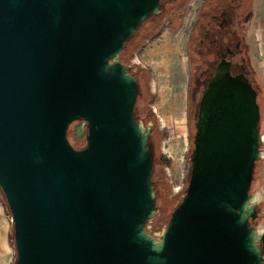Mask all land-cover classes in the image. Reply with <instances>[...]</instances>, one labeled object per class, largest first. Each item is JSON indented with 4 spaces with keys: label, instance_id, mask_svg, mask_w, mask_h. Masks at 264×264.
Instances as JSON below:
<instances>
[{
    "label": "water",
    "instance_id": "1",
    "mask_svg": "<svg viewBox=\"0 0 264 264\" xmlns=\"http://www.w3.org/2000/svg\"><path fill=\"white\" fill-rule=\"evenodd\" d=\"M161 0H0V191L14 264H264L257 91L226 72L195 120L185 193L157 212L152 122L134 119L125 43ZM86 126L74 148L70 123Z\"/></svg>",
    "mask_w": 264,
    "mask_h": 264
},
{
    "label": "rangeland",
    "instance_id": "2",
    "mask_svg": "<svg viewBox=\"0 0 264 264\" xmlns=\"http://www.w3.org/2000/svg\"><path fill=\"white\" fill-rule=\"evenodd\" d=\"M201 1L163 0L161 12L139 26L124 52L125 64L130 65L132 71L139 72L138 113L143 120L149 119L148 122H152L154 203L157 212L149 224L150 233L160 232L166 226L173 208L185 193L189 179L195 117L189 102L191 60L187 47ZM256 10L255 0L254 13ZM250 31L254 39L251 52L259 84L256 85L263 89L262 45L258 34H255L254 20ZM263 103L264 99L261 98V133H264ZM67 138L75 148L84 147L85 123H70ZM256 167L255 180H259L258 189L261 190L260 186L264 183V159L258 161ZM11 231L10 216L0 196V264H14L15 248L10 239Z\"/></svg>",
    "mask_w": 264,
    "mask_h": 264
},
{
    "label": "flooded vegetation",
    "instance_id": "3",
    "mask_svg": "<svg viewBox=\"0 0 264 264\" xmlns=\"http://www.w3.org/2000/svg\"><path fill=\"white\" fill-rule=\"evenodd\" d=\"M254 12L255 0L201 1L187 47L191 60L189 102L191 113L195 117L194 124L199 101L208 84L217 77L229 72L256 89L257 76L251 52L254 39L250 31ZM132 70L130 68V72ZM134 76L139 88L137 70ZM257 210H261L262 213L258 214L255 221H263L264 203H261ZM260 246L264 256V243Z\"/></svg>",
    "mask_w": 264,
    "mask_h": 264
},
{
    "label": "trees",
    "instance_id": "4",
    "mask_svg": "<svg viewBox=\"0 0 264 264\" xmlns=\"http://www.w3.org/2000/svg\"><path fill=\"white\" fill-rule=\"evenodd\" d=\"M150 17H154V15H151ZM136 35V34H135ZM135 35L134 36H132L126 43H125V46H124V48H123V50L121 51V53H120V55H119V60L122 62V63H126L125 62V57H124V52L128 49V47H129V44H130V42L132 41V39L135 37ZM257 84H258V82H257ZM259 85V84H258ZM258 85H256L255 87H256V91H257V103H258V105H259V110L262 108V106H260V99L261 98H263L264 99V88L263 89H261V88H259V86ZM138 90H139V88H138ZM261 91V92H260ZM138 95H139V91H138V93H137V98H136V102H135V106H134V113H133V115H134V119L137 121V120H139L140 118H141V115L138 113V106H137V101H138ZM263 107H264V103H263ZM152 119V118H151ZM78 121H82V120H78ZM149 121V119H145V120H143V122H144V124H147V122ZM258 129H259V133H261L262 132V123L260 122V116H259V121H258ZM68 129H69V126H68ZM68 129H67V131H66V135L68 134ZM152 132V131H151ZM85 133H86V126H85ZM148 143H149V146H150V148H151V151H152V153H153V159H152V174H151V181H153L154 182V177H153V173H154V147H153V143H152V140H151V133H150V135H149V138H148ZM74 147V146H73ZM75 148V147H74ZM256 164L254 165V167H253V171H252V177H251V183H250V187H249V189H248V193H251L254 189H257L258 187H259V180L258 179H256L255 180V178H256ZM253 186H254V188H253ZM153 190H154V192H155V187L153 188ZM0 196H1V199H2V201H3V204H4V207H5V210H6V212H7V214L10 216V214H9V212H8V210H7V206H6V203H5V201H4V199H3V196H2V193H1V191H0ZM10 239H11V241L13 242V244H14V241H13V229H12V231H11V237H10Z\"/></svg>",
    "mask_w": 264,
    "mask_h": 264
},
{
    "label": "crops",
    "instance_id": "5",
    "mask_svg": "<svg viewBox=\"0 0 264 264\" xmlns=\"http://www.w3.org/2000/svg\"><path fill=\"white\" fill-rule=\"evenodd\" d=\"M257 10L254 13V27H255V34H258V39L261 41L262 45V54H263V62H264V0H256ZM261 187V196H262V204L264 203V183L260 186ZM260 203V204H261ZM259 224L264 227V219L260 221ZM8 258V254H6Z\"/></svg>",
    "mask_w": 264,
    "mask_h": 264
},
{
    "label": "built area",
    "instance_id": "6",
    "mask_svg": "<svg viewBox=\"0 0 264 264\" xmlns=\"http://www.w3.org/2000/svg\"><path fill=\"white\" fill-rule=\"evenodd\" d=\"M263 159H264V150H263Z\"/></svg>",
    "mask_w": 264,
    "mask_h": 264
}]
</instances>
